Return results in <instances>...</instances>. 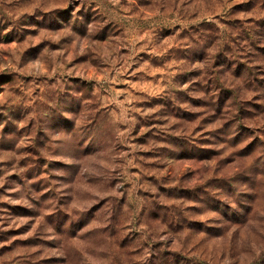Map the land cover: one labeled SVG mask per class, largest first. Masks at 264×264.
I'll return each instance as SVG.
<instances>
[{"label": "rangeland", "instance_id": "obj_1", "mask_svg": "<svg viewBox=\"0 0 264 264\" xmlns=\"http://www.w3.org/2000/svg\"><path fill=\"white\" fill-rule=\"evenodd\" d=\"M0 264H264V0H0Z\"/></svg>", "mask_w": 264, "mask_h": 264}]
</instances>
